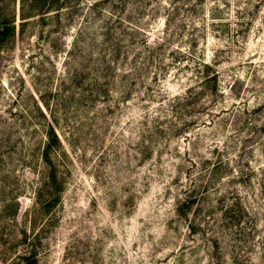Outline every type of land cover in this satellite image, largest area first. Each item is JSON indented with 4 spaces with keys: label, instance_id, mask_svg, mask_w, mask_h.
<instances>
[{
    "label": "rangeland",
    "instance_id": "obj_1",
    "mask_svg": "<svg viewBox=\"0 0 264 264\" xmlns=\"http://www.w3.org/2000/svg\"><path fill=\"white\" fill-rule=\"evenodd\" d=\"M40 1L0 0L17 27L0 54V235L39 230L38 264H264V0ZM161 37L160 56L146 55ZM201 60L217 90L197 84ZM35 100L61 140L47 211L34 196L47 174L41 127L17 114ZM239 169L254 172L229 182ZM190 190L203 207L179 213ZM11 195L18 211L4 216ZM238 197L256 233L234 259L236 226L221 217ZM216 227L226 249L210 256Z\"/></svg>",
    "mask_w": 264,
    "mask_h": 264
},
{
    "label": "trees",
    "instance_id": "obj_2",
    "mask_svg": "<svg viewBox=\"0 0 264 264\" xmlns=\"http://www.w3.org/2000/svg\"><path fill=\"white\" fill-rule=\"evenodd\" d=\"M50 3H53V0L49 2L48 5H51ZM23 5L27 6V9H31V11L35 10H42V1L40 0H20V7L22 8ZM42 5V6H41ZM25 6V7H26ZM195 7L196 5L193 4ZM47 11V8H46ZM23 12L20 13L21 18ZM15 19L10 16H1L0 17V54L10 49L12 44L16 40L17 35V29H16ZM162 38V39H161ZM159 42H156L154 46L146 44L145 53L147 55V52L152 54L153 53L157 56H160L161 52L164 49L165 41L164 37H161ZM116 51L119 52L120 49L116 48ZM199 67H202L201 74H203L202 80H199L197 84L201 83L203 84L201 88H204L206 86H210L212 90H217V71L209 74L208 70L211 67L210 64H208L206 61L201 60L198 62ZM108 66V65H106ZM198 67V68H199ZM103 89L102 85L98 86L97 91ZM195 90V87L188 88V92L190 95V92ZM211 91V90H210ZM214 93V92H212ZM211 93V95H212ZM222 93V91L220 92ZM188 95V96H189ZM190 97V96H189ZM174 98V99H173ZM166 98L167 99V106L168 110L170 111V114L172 115V107H177L178 104H181V96H173ZM187 98V96H186ZM47 109V104H45L44 101H42V104L38 103L35 100V108H33L30 113L27 115L25 112H18L19 121L21 124L28 127V125L31 122H35L38 124L41 128H39L42 131L43 134V141L40 151V158L46 165V171L47 174L45 176V179L42 180V182L37 186L34 192L35 204L42 209H45L46 211L49 210L52 206L55 205L57 198H56V188L57 186H60L61 179L57 176L56 171V165H55V158L52 157L53 154H58V148L61 147V140L60 136L55 128V126L47 120V113L45 109ZM158 118L154 117L153 121L156 123ZM52 120L55 122V119L52 118ZM170 123V127H172V117L168 120ZM37 125V127H38ZM157 127L156 125H154ZM264 128V126H263ZM264 130V129H263ZM56 156V155H55ZM216 168V167H215ZM243 169V168H241ZM239 169V172H237V176H234L232 174V177L229 178V182L238 181L243 184V182L249 181V178L251 176V173L254 172V170H241ZM232 172V171H231ZM212 179L210 178L206 184L211 185ZM198 192V190H197ZM195 192V190H190L187 192L183 200H181L178 204L179 213H185L187 212L191 206L194 204L195 201L200 203V207L203 205L202 200L206 197L201 196L202 194H198ZM55 195V196H54ZM47 196V198H46ZM202 199V200H201ZM208 205V204H207ZM36 207V206H35ZM203 207V206H202ZM14 208H15V215L17 214L19 204H18V198L15 195H11L9 198H7L2 206L3 212H8L6 215H11L13 213L14 215ZM214 208V206H210V209L208 211V215L211 214V210ZM245 204L241 201V199L238 197L237 202H229L227 206H224L221 220L223 222H226V224H231L232 226H236V231L232 232L234 235L233 238H230L232 242V257L234 259H237L242 252L248 250V248L251 247V239L254 236V233H256V230L254 228V224L250 217H248V214L245 211ZM11 221H13L11 219ZM245 222V226L241 223ZM252 222V223H251ZM193 224V223H192ZM194 230V228H191ZM218 228H214L211 232H209V238L210 244H208L207 247H210V256L212 253H215V251L218 250V255L220 256V253L222 249H226V246H223L225 244L224 238H220ZM214 231V232H213ZM22 235L19 238L12 237V241L8 242L6 237L0 235V264H38L37 260V242L39 238V230L36 232H32V234H28L26 230H22ZM205 235V233H204ZM17 246H20L19 250H17V253L14 257L17 258V260L13 263H6L3 261L4 256L7 252H9L12 248H16ZM18 248V247H17ZM8 254V253H7ZM2 256V258H1ZM7 256V255H6ZM264 256V254H263ZM217 262H213V264H222V261L220 259L216 258Z\"/></svg>",
    "mask_w": 264,
    "mask_h": 264
}]
</instances>
